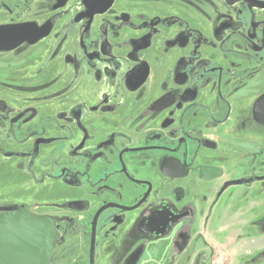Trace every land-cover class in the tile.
<instances>
[{
  "label": "flooded vegetation",
  "instance_id": "1",
  "mask_svg": "<svg viewBox=\"0 0 264 264\" xmlns=\"http://www.w3.org/2000/svg\"><path fill=\"white\" fill-rule=\"evenodd\" d=\"M93 10L0 0V225L41 221L37 264H141L231 212L264 236V0Z\"/></svg>",
  "mask_w": 264,
  "mask_h": 264
},
{
  "label": "rangeland",
  "instance_id": "2",
  "mask_svg": "<svg viewBox=\"0 0 264 264\" xmlns=\"http://www.w3.org/2000/svg\"><path fill=\"white\" fill-rule=\"evenodd\" d=\"M74 29H76L74 22L71 20L67 21L63 29L66 37L72 33V38L74 39L76 37V30ZM33 54L36 53L34 52ZM18 64V70L21 71L42 70L40 67L35 66L41 64L38 62L31 68L27 67V70L26 68L24 69V64ZM0 72H4L3 65L0 66ZM232 213H229L230 217L226 218L225 223L215 224L208 231H201L199 237L193 236L177 245L172 239L161 240L151 244L150 250L143 257L141 264H199L202 259H205L203 262L209 260L210 264H215L216 260H220L221 264H243V261L249 260L254 248L264 246V236L257 238L244 237V234H251L257 229L253 223L244 225L238 231L234 229L227 231V228L235 222L234 217L238 216V213H235V215H232ZM224 230L226 232L225 235H223L224 233L221 234ZM235 236L237 243L233 244ZM227 242H230V248ZM69 249L75 252L76 245H72ZM205 264L207 263L205 262ZM247 264H251V261Z\"/></svg>",
  "mask_w": 264,
  "mask_h": 264
},
{
  "label": "water",
  "instance_id": "3",
  "mask_svg": "<svg viewBox=\"0 0 264 264\" xmlns=\"http://www.w3.org/2000/svg\"><path fill=\"white\" fill-rule=\"evenodd\" d=\"M63 3L64 0H58ZM113 0H88L96 10L87 16L92 17L106 11ZM79 19L77 18L76 21ZM248 183L246 180L233 182L234 185ZM42 223L33 221L8 222L0 225V264H37L39 260V242Z\"/></svg>",
  "mask_w": 264,
  "mask_h": 264
},
{
  "label": "built area",
  "instance_id": "4",
  "mask_svg": "<svg viewBox=\"0 0 264 264\" xmlns=\"http://www.w3.org/2000/svg\"><path fill=\"white\" fill-rule=\"evenodd\" d=\"M215 264H221V261L220 260H216Z\"/></svg>",
  "mask_w": 264,
  "mask_h": 264
}]
</instances>
